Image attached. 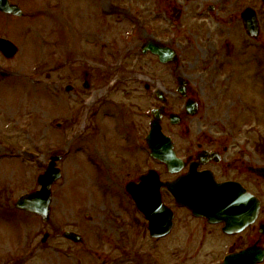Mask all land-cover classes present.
I'll list each match as a JSON object with an SVG mask.
<instances>
[{"label": "rangeland", "instance_id": "1", "mask_svg": "<svg viewBox=\"0 0 264 264\" xmlns=\"http://www.w3.org/2000/svg\"><path fill=\"white\" fill-rule=\"evenodd\" d=\"M11 1L24 15L0 12V36L18 48L10 58L0 53V264H153L151 251L171 259V237L156 253L150 249L122 189L145 162L148 116L135 113L147 110L143 86L169 83L168 71L144 66L151 56L139 57V44L149 37L168 42L182 55L190 85L211 100L224 75L226 86L246 96L247 75L264 70V55L257 62L264 52V0ZM245 6L256 10L260 26L248 48L255 65L243 54ZM218 60L227 62L223 72ZM226 106L206 111L226 119L234 113ZM52 154L62 156L56 164L62 176L51 185L44 221L13 202L38 188L36 175ZM67 229L82 241L64 238ZM45 231L49 237L41 242Z\"/></svg>", "mask_w": 264, "mask_h": 264}, {"label": "flooded vegetation", "instance_id": "2", "mask_svg": "<svg viewBox=\"0 0 264 264\" xmlns=\"http://www.w3.org/2000/svg\"><path fill=\"white\" fill-rule=\"evenodd\" d=\"M214 18L216 20L218 16ZM189 27L193 26L190 24ZM244 35L243 54L255 65L248 53L253 38L247 33ZM144 41L146 39L138 47L139 57L151 56L144 66L169 72L167 86L161 83V86L151 87L150 91H147L150 84L143 87L149 93L146 95L151 104L149 108L160 112V128L171 138L177 159L174 166L179 169L169 172L161 161L151 158L142 169L134 167L135 174L125 179L122 189L131 199L125 189L126 182L140 184V175L150 168L157 170L162 181L183 177L185 185L189 186L188 196L182 199V204L166 187L159 190L161 215L163 218L170 216L171 225L165 235L150 239V249L156 253L160 244L171 237L167 240H171L172 258L158 260L151 251L153 264H264V70L247 75L246 96H238L230 85L226 86L224 75L222 82H217L222 88L211 100L204 91L197 92L190 85L188 75L183 71L182 55L173 46L154 40L159 41L161 47L175 50L166 54V62H161L158 54L142 53ZM239 41L244 43L242 39ZM227 47L229 51L235 48L228 42ZM218 61L223 72L227 62ZM204 68H209V62L205 61ZM228 89L232 92L230 98ZM244 98L247 104L243 102ZM244 104L246 113L242 110ZM222 106L233 108L234 113L225 119L220 114L212 117L206 111L209 107L220 109ZM187 108L195 109L197 113L191 115ZM171 113L175 114L173 119ZM155 198L144 199L153 201ZM137 213L136 222L147 229L146 219L140 211ZM174 242L178 244L173 245Z\"/></svg>", "mask_w": 264, "mask_h": 264}, {"label": "water", "instance_id": "3", "mask_svg": "<svg viewBox=\"0 0 264 264\" xmlns=\"http://www.w3.org/2000/svg\"><path fill=\"white\" fill-rule=\"evenodd\" d=\"M0 10L10 13V14H14V15H22L23 11L21 10V8L15 4L10 2L9 0H0ZM242 16L245 20L246 23V27L249 30H253L256 29V19H255V13L251 8H246L245 11L242 13ZM254 31V30H253ZM150 49L153 52H156L159 54L161 59L167 60L166 58V51L162 48V47H158L152 44H148ZM0 48L3 51L2 53H4L6 56L10 57L13 56L17 50L16 46L11 43L8 42V40L0 38ZM151 131H150V135L149 137H147V143L151 149V154L154 155L155 157H160L161 154H167V150L166 149H162L161 147L155 146V142L158 144V141L160 140V132H158L159 130V124L157 120H154L151 122ZM161 146H163L161 144ZM59 158L58 156H54L51 158L50 163L48 164L45 172L43 174L37 175V183L40 184V188L37 190H34L32 192H29L27 194H24L20 197H18V199L15 202V206L16 208H22L25 209L30 212H34L37 213L39 215H41L44 219H48L49 217V212H50V202H51V186L52 183L60 176V171L57 168V166L55 167V160ZM155 177H151V174L147 175L146 177H144V183L146 186L147 183L150 184V187L153 185L152 187V191L150 194L152 196L156 197V193H155V188H156V182L154 181ZM167 186L169 184H166ZM173 186V185H171ZM170 186V188H171ZM146 189L145 187H143V191L142 193L144 195H146V191L150 190ZM175 186L172 187L173 192L175 193L176 196L181 197L183 196V192H182V184L177 185L176 188L174 189ZM141 194V195H143ZM143 195V196H144ZM135 197V196H134ZM154 202L153 203H149L150 207H155L158 205V200L157 198L153 199ZM143 205L144 209L147 211V207L145 206V204H141ZM143 209V210H144ZM144 210V211H145ZM149 211V210H148ZM147 211V215L150 218L151 216H149V212ZM156 217L153 216V219H155ZM47 233L44 235L43 240L46 239L47 237ZM64 235L67 237H71L74 240H78L79 239V235L74 233V232H70V231H65Z\"/></svg>", "mask_w": 264, "mask_h": 264}]
</instances>
